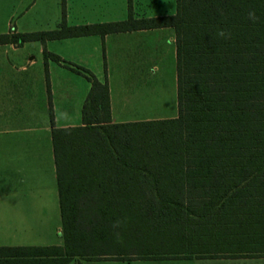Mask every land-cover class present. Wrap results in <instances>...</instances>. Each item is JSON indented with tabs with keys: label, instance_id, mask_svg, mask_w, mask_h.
<instances>
[{
	"label": "trees",
	"instance_id": "16d2710c",
	"mask_svg": "<svg viewBox=\"0 0 264 264\" xmlns=\"http://www.w3.org/2000/svg\"><path fill=\"white\" fill-rule=\"evenodd\" d=\"M62 3L57 28L1 33L0 43L39 40L45 67L64 62L91 84L82 125L51 130L63 244L0 246V264L264 256V0H176L175 14L141 18L128 0L126 19L78 25ZM166 26L176 46L171 118L112 122L106 66L101 81L45 48ZM49 117L53 125L51 108ZM115 225L169 249L84 250Z\"/></svg>",
	"mask_w": 264,
	"mask_h": 264
},
{
	"label": "crops",
	"instance_id": "0c3cea01",
	"mask_svg": "<svg viewBox=\"0 0 264 264\" xmlns=\"http://www.w3.org/2000/svg\"><path fill=\"white\" fill-rule=\"evenodd\" d=\"M65 1L67 5L71 2L79 19L70 24L66 19L68 14H65L68 25L124 20L128 16V0ZM130 3L134 18L166 16L176 12V0H130ZM117 11L119 16H115ZM13 31L34 32L19 30L8 17L1 33ZM165 45L174 60L176 81L175 30L171 26L45 42L47 51L58 55L70 66L88 69L101 81L100 73L105 78L106 66L112 122L171 118H116L110 88L111 73H107L111 61L120 60L141 59L142 65L155 68L156 61H160L161 47ZM44 61L43 45L39 40L22 44L0 43V246L63 244L51 130L53 127L82 125L81 109L91 84L87 78L64 66V62L48 58L45 67ZM50 108L53 125L49 117ZM196 259L221 262L257 259L263 262L264 256ZM166 260L169 259H150ZM82 261L73 257L67 264H82Z\"/></svg>",
	"mask_w": 264,
	"mask_h": 264
},
{
	"label": "rangeland",
	"instance_id": "374dc122",
	"mask_svg": "<svg viewBox=\"0 0 264 264\" xmlns=\"http://www.w3.org/2000/svg\"><path fill=\"white\" fill-rule=\"evenodd\" d=\"M70 3L67 5L64 0L65 14H68L66 19L71 24L79 19L76 18L77 13ZM62 5V0H0V33L5 29V20L8 17L11 24L21 31L55 29L62 22ZM116 13L118 15L115 16H119V11ZM167 50V45L161 47L160 61H156L155 68L142 65L141 59L111 61L107 73H111L110 88L116 118L172 117L177 114L175 65ZM100 78L104 79V74L100 73ZM126 100L127 103H123ZM111 226L107 227L100 237L96 234V241L84 250L120 253L128 250L161 251L168 248L148 242V236L141 230ZM82 264H264V261L238 259L221 262L196 258L166 261L83 259Z\"/></svg>",
	"mask_w": 264,
	"mask_h": 264
}]
</instances>
